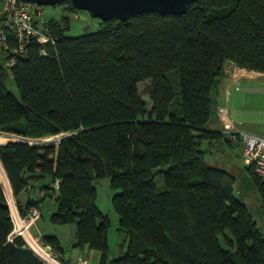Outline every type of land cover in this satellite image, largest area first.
<instances>
[{
  "label": "trees",
  "instance_id": "trees-1",
  "mask_svg": "<svg viewBox=\"0 0 264 264\" xmlns=\"http://www.w3.org/2000/svg\"><path fill=\"white\" fill-rule=\"evenodd\" d=\"M66 2L65 14L45 20L54 41L47 56L35 39L26 56L4 54L6 63L16 59L13 68L0 66V131L34 140L0 144L14 196L28 195L20 213L56 196L52 223H74L73 248L97 251L99 264H264V234L235 195L237 178L209 165L203 148L224 138L207 128L225 64L264 73V0H197L183 15L143 12L79 36L68 35L70 13L80 11ZM10 74L19 97L6 86ZM145 80L151 109L139 90ZM247 169L264 207V177ZM107 177L127 235L120 257L111 256L112 221L98 206L95 181ZM58 179L43 199L26 189ZM0 201L8 202L1 183ZM13 228L11 209L0 206V264H45L24 238L10 241ZM42 241L71 264L59 237Z\"/></svg>",
  "mask_w": 264,
  "mask_h": 264
},
{
  "label": "rangeland",
  "instance_id": "rangeland-1",
  "mask_svg": "<svg viewBox=\"0 0 264 264\" xmlns=\"http://www.w3.org/2000/svg\"><path fill=\"white\" fill-rule=\"evenodd\" d=\"M65 6L67 7V5H63L62 3L55 7L45 6V13H44L45 20L52 16L57 18L65 14V12L67 11ZM79 11H80V18H77L74 16L73 13H70V16L72 18L71 21L72 28L68 32L69 36H79L84 33L95 32L102 27L103 20L101 18L93 17L91 13L87 10H79ZM0 66H4V67L6 66V58L1 51H0ZM249 71L252 70L238 67L233 75H237L235 79H239L241 78L242 75H246ZM149 84H150L149 80L140 82L139 90L142 93L143 98L147 101L148 108L151 109L152 101L150 96L145 91ZM257 84L258 86H255L253 88L254 90H247L240 92V94H242L243 96V101L245 105L241 107V110L232 109L231 116L233 119L237 120L241 125H243L242 130L252 134L264 136V84L263 85H259V83ZM6 86L16 96L18 97L20 96L15 79L11 74L7 79ZM173 86L175 89L176 96L173 101L172 108H174L180 114L182 109V105H181L182 97L180 92L179 79L176 77L175 80L173 81ZM243 88H247V87H243ZM12 135L14 134H9L0 131V144L7 143L9 140L14 138ZM63 135H66V133L53 137L42 138L40 139V141L55 140L57 138L62 137ZM27 140L34 141L28 138ZM221 144L223 146V151L219 153L220 157H216L214 153L211 154L208 153L206 155L207 163L209 165H214L221 169H227L231 174H233L237 178V182L235 185V195L248 206L249 210L252 212L255 220L258 223L259 229L264 234V207L262 205V198L259 190L252 183L251 176L249 175L250 173L247 169L249 164H247L243 159V157L241 156V154H239L240 150L242 151V146L240 144L238 145L235 144L234 146H231L225 141H222ZM31 184L30 185L32 186V188H26V189L28 190L32 189L33 191H31L30 194L37 200L43 199V196L47 197L54 194V193L52 194L53 190L50 188L51 182L47 187H42V184L40 183H35V184L31 183ZM158 184L160 185V187L161 185H163L160 182ZM95 185L97 186L98 189V206L104 214L110 217L112 221V226L108 234L111 256L120 257L122 255L121 251L123 250V248L127 247L125 245L127 241V235L123 230L120 229L119 215L115 211L113 206V198L118 193V190L114 189L111 186L110 177L96 180ZM7 201L10 202L12 205L10 208L11 212L13 210L12 209L13 207L17 208L16 211L19 210L18 201L21 204H27L25 201H22L21 199H17L15 196L13 203L8 198ZM41 203H42L41 206H38L41 212L39 216L40 219L38 218L39 222L37 224V229L39 230L38 233L41 236L44 234H49L59 237L64 246L65 254H68V252H70L73 249V244L75 243V232H76L75 224L70 223L65 225H58L52 223L51 215L57 209L56 196H54L53 198L47 197V199H44ZM42 212H43V216H42ZM34 228L32 229L33 233H34ZM13 231L10 234V238L14 236ZM58 259L61 261L60 258Z\"/></svg>",
  "mask_w": 264,
  "mask_h": 264
},
{
  "label": "built area",
  "instance_id": "built-area-1",
  "mask_svg": "<svg viewBox=\"0 0 264 264\" xmlns=\"http://www.w3.org/2000/svg\"><path fill=\"white\" fill-rule=\"evenodd\" d=\"M44 13L45 6L37 3L23 0H3L0 5V17L3 19L0 27V51L5 55L12 51L18 56H26L29 45L36 39L42 45V54L47 56L49 46L54 41L49 34V28L45 26ZM74 16L80 18V12H75ZM10 33L15 38V46L13 47L10 45ZM6 64L8 67L13 68L16 59H9ZM227 133L233 143L242 146V156L245 162L253 164L255 172L264 177V136L252 134L236 127H230ZM12 136L14 137L12 139L27 140L17 135ZM60 184L61 180L58 179L51 184L50 188L59 189ZM27 188L32 187L28 185ZM40 214L38 206H32L26 215L21 214L18 218L12 212L14 236L10 238V241L14 242L16 238L22 237L25 240L24 249L32 251L45 264H56L55 262L62 264L51 247L42 241V236L32 232ZM39 249L48 252L49 256L42 254Z\"/></svg>",
  "mask_w": 264,
  "mask_h": 264
},
{
  "label": "crops",
  "instance_id": "crops-1",
  "mask_svg": "<svg viewBox=\"0 0 264 264\" xmlns=\"http://www.w3.org/2000/svg\"><path fill=\"white\" fill-rule=\"evenodd\" d=\"M237 68L238 65L236 63L227 62L225 64L223 74L217 79L215 91L216 113L211 119L207 129L220 133L222 132L224 138L218 140H206L203 143V148L207 150V154L214 153L216 157H220L219 153L223 151V146L221 144L222 141L227 142L231 146L235 145V143H232L228 140L229 135L227 134V130L230 127H236L239 129H242L243 127V125H241L237 120L233 119L231 116L232 109L241 110V107L245 105L243 101V96L242 94H240V92L254 90L253 88L255 86H258L257 83H259V85L264 84V73L259 71H249L246 75H242L241 78L235 79V75L233 74L237 70ZM239 154H241L242 156L241 150ZM20 199L27 203L28 195H21ZM19 216H21V213L19 212V210H17L16 217L18 218ZM39 219L36 221V228H34L35 234H39V230L37 229ZM68 254L62 253L59 255L65 258V260H69L71 264H99L100 254L97 251L91 250L88 247H85L83 249L74 247L70 252H68Z\"/></svg>",
  "mask_w": 264,
  "mask_h": 264
},
{
  "label": "water",
  "instance_id": "water-1",
  "mask_svg": "<svg viewBox=\"0 0 264 264\" xmlns=\"http://www.w3.org/2000/svg\"><path fill=\"white\" fill-rule=\"evenodd\" d=\"M42 6H56L67 0H23ZM77 10H87L95 18L110 21L117 18L127 22L134 15L143 12H159L161 14L183 15L189 6L197 0H71ZM4 189V187H3ZM5 190V189H4ZM6 193V191H5ZM7 197V194H6ZM8 198V197H7ZM0 206L11 208V203Z\"/></svg>",
  "mask_w": 264,
  "mask_h": 264
},
{
  "label": "bare ground",
  "instance_id": "bare-ground-1",
  "mask_svg": "<svg viewBox=\"0 0 264 264\" xmlns=\"http://www.w3.org/2000/svg\"><path fill=\"white\" fill-rule=\"evenodd\" d=\"M0 183L1 185L4 187L6 194L8 195V199L13 203L14 202V195H13V191H12V187L9 181V178L7 176V173L4 169V167L2 166L1 162H0ZM12 212L14 214H17L16 211V207L12 208ZM39 251L44 254L45 256H49L48 252L44 251L43 249H39ZM56 264H58L57 262H55Z\"/></svg>",
  "mask_w": 264,
  "mask_h": 264
},
{
  "label": "clouds",
  "instance_id": "clouds-1",
  "mask_svg": "<svg viewBox=\"0 0 264 264\" xmlns=\"http://www.w3.org/2000/svg\"><path fill=\"white\" fill-rule=\"evenodd\" d=\"M9 239H10V237H9Z\"/></svg>",
  "mask_w": 264,
  "mask_h": 264
},
{
  "label": "flooded vegetation",
  "instance_id": "flooded-vegetation-1",
  "mask_svg": "<svg viewBox=\"0 0 264 264\" xmlns=\"http://www.w3.org/2000/svg\"><path fill=\"white\" fill-rule=\"evenodd\" d=\"M46 244V243H45Z\"/></svg>",
  "mask_w": 264,
  "mask_h": 264
}]
</instances>
